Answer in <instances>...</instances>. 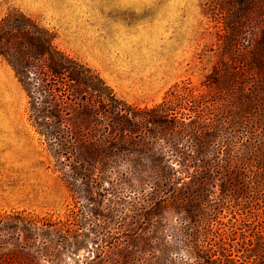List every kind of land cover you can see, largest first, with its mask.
<instances>
[{
    "label": "rangeland",
    "instance_id": "rangeland-1",
    "mask_svg": "<svg viewBox=\"0 0 264 264\" xmlns=\"http://www.w3.org/2000/svg\"><path fill=\"white\" fill-rule=\"evenodd\" d=\"M12 8L140 108L200 86L224 52L226 0H0V16ZM27 110L0 57V264H208L214 251L221 264H264V177L239 169L243 151L227 178L225 160L173 187L93 180V168L56 167Z\"/></svg>",
    "mask_w": 264,
    "mask_h": 264
},
{
    "label": "trees",
    "instance_id": "trees-1",
    "mask_svg": "<svg viewBox=\"0 0 264 264\" xmlns=\"http://www.w3.org/2000/svg\"><path fill=\"white\" fill-rule=\"evenodd\" d=\"M218 14L224 52L205 81L175 85L143 108L121 100L99 72L59 49L54 33L20 9L0 16V57L26 93L29 121L56 167L93 168V180L173 187L212 176L225 160L227 178L238 149L247 160L239 169L264 177V0H226ZM231 256L230 250V262ZM216 261L214 251L207 263ZM148 264L169 263L152 256Z\"/></svg>",
    "mask_w": 264,
    "mask_h": 264
}]
</instances>
